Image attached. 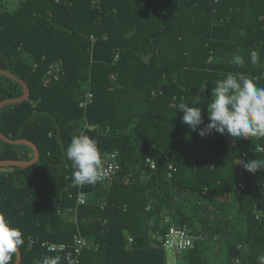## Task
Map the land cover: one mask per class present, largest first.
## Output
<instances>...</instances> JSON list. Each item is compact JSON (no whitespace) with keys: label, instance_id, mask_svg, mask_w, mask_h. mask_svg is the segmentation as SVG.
<instances>
[{"label":"trees","instance_id":"16d2710c","mask_svg":"<svg viewBox=\"0 0 264 264\" xmlns=\"http://www.w3.org/2000/svg\"><path fill=\"white\" fill-rule=\"evenodd\" d=\"M234 54L244 57L242 68ZM0 69L30 88L28 100L0 110V131L40 152L27 168L0 167V211L23 233L21 264L56 254L68 264L66 252L40 242L70 245L77 234L89 240L80 264H167L151 239L165 230L164 215L203 236L188 264H214L206 238L225 249L221 264H259L264 219L255 211L264 213V171L250 173L238 161L264 159V137L202 138L178 105L199 97L208 123L211 90L226 73L264 86V0H0ZM88 92L93 101L81 108ZM23 93L0 76V102ZM81 133L119 153L110 183L73 186L65 153ZM33 156L26 145L0 140V161ZM80 191L88 194L83 206ZM16 260L17 253L10 264Z\"/></svg>","mask_w":264,"mask_h":264},{"label":"clouds","instance_id":"9594fccd","mask_svg":"<svg viewBox=\"0 0 264 264\" xmlns=\"http://www.w3.org/2000/svg\"><path fill=\"white\" fill-rule=\"evenodd\" d=\"M253 65L258 64L259 54L250 53ZM231 62L242 68L245 59L234 54ZM191 105V106H189ZM199 97L192 104L179 103L178 109L183 112L181 117L193 132L198 131L200 137H206L213 132L221 135L227 133L236 139L249 137H264V86H259L256 78L243 72H228L223 79L215 82L211 90V102L207 106L208 123H205L203 109ZM203 125V127H200ZM66 158L72 162L73 186L95 184L100 178L102 164L98 141L85 133L71 138L66 148ZM238 163L248 172L264 171V159H252ZM24 244L22 231L13 227L6 213L0 211V264H10L13 254ZM59 254L45 255L34 261V264H61ZM259 264H264V254L257 257Z\"/></svg>","mask_w":264,"mask_h":264},{"label":"built area","instance_id":"2783aa9c","mask_svg":"<svg viewBox=\"0 0 264 264\" xmlns=\"http://www.w3.org/2000/svg\"><path fill=\"white\" fill-rule=\"evenodd\" d=\"M60 0H56L59 2ZM92 40L95 38L92 36ZM119 52H116L115 60L119 59ZM93 101V94L88 92L86 93L81 102L80 107L86 108ZM89 129L101 132L108 133L109 128L103 129L99 125L88 126ZM101 151V168H100V178L97 182L102 184H107L113 181L121 170V163L119 159V153L116 151ZM147 162L150 163L151 168H155L154 163L150 160ZM176 172V168L173 165L169 166L168 177L171 178L173 173ZM239 190H244L245 186L243 182L238 184ZM262 192L264 194V184L262 187ZM88 201V194L84 191H80L77 196V206H83ZM255 216L257 220L264 219V213L260 210L255 211ZM163 226L165 230L158 235H152V246L154 248L162 249L164 252L169 253L173 252L175 255H182L185 252H188L190 249H193L196 242L203 240V236L195 235L191 233L187 225L178 226L173 221L171 216L164 215L163 217ZM130 242L132 239H129ZM34 239H30V243H34ZM41 247L46 249L48 252H66V260L68 264H80V255L84 249L89 247V240L83 237L80 234L75 235L73 243L66 245L64 243H49L47 241L40 242ZM237 264H240V260H236Z\"/></svg>","mask_w":264,"mask_h":264},{"label":"water","instance_id":"95a60500","mask_svg":"<svg viewBox=\"0 0 264 264\" xmlns=\"http://www.w3.org/2000/svg\"><path fill=\"white\" fill-rule=\"evenodd\" d=\"M0 76H6L8 78H11L12 80H14L18 84H20L22 86V88L24 89L23 95L20 96L19 98H13V99H7L4 101H1L0 102V110L7 105L19 104V103L25 102L26 100L29 99L30 88L22 79L16 77L15 75L10 73L9 71L3 70V69H0ZM0 140H2V142H4V143L12 144V145H26V146L30 147L34 153V156L30 161H0V167L17 166L20 168H27V167L35 164L38 161L39 156H40V152H39L38 147L35 144H33L32 142H30L26 139L13 140V139L3 135L1 133V131H0ZM21 261H22V254H21L20 249H18L17 260H16L15 264H21Z\"/></svg>","mask_w":264,"mask_h":264},{"label":"rangeland","instance_id":"374dc122","mask_svg":"<svg viewBox=\"0 0 264 264\" xmlns=\"http://www.w3.org/2000/svg\"><path fill=\"white\" fill-rule=\"evenodd\" d=\"M10 6V5H9ZM205 244L207 243L208 244V246H212L211 244L213 243L214 244V246H215V250H213L214 252H216L218 255H220V253L222 254L223 253V251H225V249L224 248H222V252L221 251H219L220 249H218L216 246V242L214 241V242H212V241H210L209 239H207L206 238V241L204 242ZM220 252H218V251ZM210 251V250H209ZM212 253L213 252H211L210 251V253H208L209 254V256H210V258L212 259L211 261H213V262H215V260H216V258L215 257H212ZM215 253V254H216ZM225 254V253H224ZM221 258L222 257H220V258H218V263L219 264H221ZM186 260H187V252L185 253V254H183V255H179L178 257L173 253V252H169V253H167V255H166V263L167 264H187V262H186Z\"/></svg>","mask_w":264,"mask_h":264},{"label":"crops","instance_id":"0c3cea01","mask_svg":"<svg viewBox=\"0 0 264 264\" xmlns=\"http://www.w3.org/2000/svg\"><path fill=\"white\" fill-rule=\"evenodd\" d=\"M162 225H163V223H162ZM213 250H215V247H211V250H210L211 252H213V253H212V257H215V258H216L214 264H219V263H218V258L222 257V258H221V262H222V260H223L224 257H225V254H224L225 252L223 251V253L221 254L219 251H221L222 249L219 250V251L217 250V251L220 253V255H218V254H217L216 252H214ZM210 251H209V253H210ZM221 252H222V251H221ZM215 253H216V254H215ZM223 255H224V256H223ZM177 257H178V256H177ZM186 262H187V264H188V261H187V260H186ZM222 264H223V263H222Z\"/></svg>","mask_w":264,"mask_h":264}]
</instances>
